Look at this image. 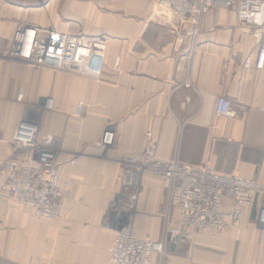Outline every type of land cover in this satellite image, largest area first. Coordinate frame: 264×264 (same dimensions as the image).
I'll use <instances>...</instances> for the list:
<instances>
[{"label": "crops", "instance_id": "1", "mask_svg": "<svg viewBox=\"0 0 264 264\" xmlns=\"http://www.w3.org/2000/svg\"><path fill=\"white\" fill-rule=\"evenodd\" d=\"M37 1L0 0V168L20 157L13 144L18 123L36 121L53 137L64 213L37 218L0 188V264H111L113 239L128 221L139 237L159 239L165 185L145 170L134 207L123 209L128 156L152 152L264 187V69L244 65L259 45L234 10L206 12L196 31L157 0ZM20 24L107 36L101 74L7 57ZM218 97L231 102L232 116L215 115ZM48 98L52 108H35ZM107 131L112 141L104 145ZM257 219L252 208L241 227L170 236L165 264H264Z\"/></svg>", "mask_w": 264, "mask_h": 264}, {"label": "built area", "instance_id": "2", "mask_svg": "<svg viewBox=\"0 0 264 264\" xmlns=\"http://www.w3.org/2000/svg\"><path fill=\"white\" fill-rule=\"evenodd\" d=\"M157 4L174 11L181 22L192 23L196 31L206 12L217 8L234 10L239 23L253 28L259 45L255 56L247 57L244 65L253 63L255 68L264 69V0H157ZM106 48L105 35L71 34L20 24L8 43L6 56L23 59L34 68L95 77L101 74ZM52 105L48 98L44 105L37 104L35 108L50 109ZM215 115L232 116L231 102L218 97ZM102 141L110 144L112 133L105 132ZM13 144L20 157L1 166L4 176L0 188L17 203L29 207L37 218L61 219L64 197L53 137L41 134L37 122L25 117L15 128ZM147 169L161 179L166 189L162 235L159 239L139 237L133 223L125 222L113 239L111 264H165L164 248L170 236L190 239L199 232L241 227L246 212L252 208H257V221L264 224V187L255 180L189 165L177 158L162 159L152 152L123 160L122 186L127 193L121 197L123 209L134 207L138 179ZM153 256L158 257L157 261L152 260Z\"/></svg>", "mask_w": 264, "mask_h": 264}, {"label": "rangeland", "instance_id": "3", "mask_svg": "<svg viewBox=\"0 0 264 264\" xmlns=\"http://www.w3.org/2000/svg\"><path fill=\"white\" fill-rule=\"evenodd\" d=\"M34 2H38L37 0H34Z\"/></svg>", "mask_w": 264, "mask_h": 264}]
</instances>
